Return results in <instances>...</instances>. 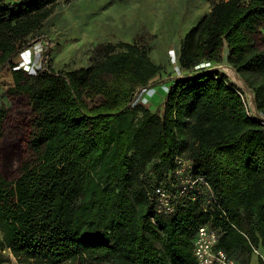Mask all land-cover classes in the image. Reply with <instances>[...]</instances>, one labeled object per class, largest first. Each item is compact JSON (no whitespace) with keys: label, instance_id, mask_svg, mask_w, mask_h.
<instances>
[{"label":"trees","instance_id":"16d2710c","mask_svg":"<svg viewBox=\"0 0 264 264\" xmlns=\"http://www.w3.org/2000/svg\"><path fill=\"white\" fill-rule=\"evenodd\" d=\"M70 1L0 0V70L9 64L6 93L23 99L30 129L15 172L0 171V264H197L200 225L240 264H261L264 120L225 72L206 67L232 66L264 118V0H206L179 41L184 76L164 85L156 110L137 99L163 68L144 42H107L75 69L54 70L46 46L33 72L13 62ZM7 114L0 105V139ZM177 157L214 199L186 196L160 213L154 189L178 184Z\"/></svg>","mask_w":264,"mask_h":264},{"label":"rangeland","instance_id":"374dc122","mask_svg":"<svg viewBox=\"0 0 264 264\" xmlns=\"http://www.w3.org/2000/svg\"><path fill=\"white\" fill-rule=\"evenodd\" d=\"M210 7L206 0H71L57 6L44 22L38 43L13 62L33 72L46 46V60L54 70L75 69L99 58L107 42H144L150 59L163 68L137 99L156 110L165 100L164 85L184 76L176 62L180 39ZM12 83L6 64L0 70V105L8 108L0 139V171L6 175L15 172L30 132L25 102L6 93Z\"/></svg>","mask_w":264,"mask_h":264},{"label":"built area","instance_id":"2783aa9c","mask_svg":"<svg viewBox=\"0 0 264 264\" xmlns=\"http://www.w3.org/2000/svg\"><path fill=\"white\" fill-rule=\"evenodd\" d=\"M206 65L208 63L202 66ZM175 162L174 173L178 177V184L171 183V189L161 186L154 189L155 205L158 212L171 213L175 209L176 203L186 196L194 199L197 196L206 195L210 197L208 200L214 199L208 182L203 177L191 173L189 161L177 157ZM173 187L175 188L174 192L171 191ZM217 239L218 233L215 228L208 225H200L197 228L192 245V254L197 264H240L223 250L215 248ZM257 254L261 259V264H264V254Z\"/></svg>","mask_w":264,"mask_h":264},{"label":"water","instance_id":"95a60500","mask_svg":"<svg viewBox=\"0 0 264 264\" xmlns=\"http://www.w3.org/2000/svg\"><path fill=\"white\" fill-rule=\"evenodd\" d=\"M227 69H231L234 73V77H236L239 82H237L233 77L232 75H230V73L228 72ZM208 70H219V71H223L225 72L226 74H228L230 76V78L234 81L235 84H237L247 95L248 97V100H249V106H250V109L251 111L253 112V114L256 116V117H259L260 119L264 120V118L262 116H260L257 112V108H256V105H255V99H254V95L253 93L251 92V90L244 84V82L242 81L241 77L239 76V74L237 73V71L230 65H225V64H221V65H218V66H214Z\"/></svg>","mask_w":264,"mask_h":264},{"label":"bare ground","instance_id":"6f19581e","mask_svg":"<svg viewBox=\"0 0 264 264\" xmlns=\"http://www.w3.org/2000/svg\"><path fill=\"white\" fill-rule=\"evenodd\" d=\"M225 65L228 66V64H226V63H225ZM227 70H228V72L230 73V75H232V77H233L237 82H239V80H238L236 77H234V73H233V71H232L231 69H227Z\"/></svg>","mask_w":264,"mask_h":264},{"label":"crops","instance_id":"0c3cea01","mask_svg":"<svg viewBox=\"0 0 264 264\" xmlns=\"http://www.w3.org/2000/svg\"><path fill=\"white\" fill-rule=\"evenodd\" d=\"M252 264H256V261H253V263Z\"/></svg>","mask_w":264,"mask_h":264}]
</instances>
